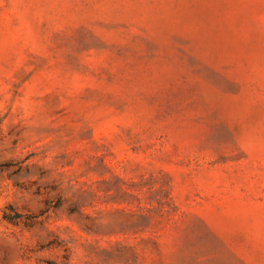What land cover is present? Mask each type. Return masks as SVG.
Segmentation results:
<instances>
[{
    "label": "rangeland",
    "instance_id": "374dc122",
    "mask_svg": "<svg viewBox=\"0 0 264 264\" xmlns=\"http://www.w3.org/2000/svg\"><path fill=\"white\" fill-rule=\"evenodd\" d=\"M0 264H264V0H0Z\"/></svg>",
    "mask_w": 264,
    "mask_h": 264
}]
</instances>
